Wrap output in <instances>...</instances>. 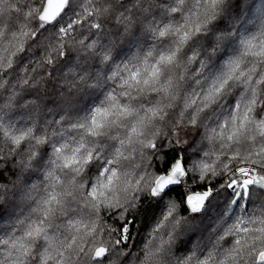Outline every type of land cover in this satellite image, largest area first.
I'll use <instances>...</instances> for the list:
<instances>
[{
    "label": "snow or ice",
    "instance_id": "1",
    "mask_svg": "<svg viewBox=\"0 0 264 264\" xmlns=\"http://www.w3.org/2000/svg\"><path fill=\"white\" fill-rule=\"evenodd\" d=\"M0 264H264V0H0Z\"/></svg>",
    "mask_w": 264,
    "mask_h": 264
},
{
    "label": "trees",
    "instance_id": "2",
    "mask_svg": "<svg viewBox=\"0 0 264 264\" xmlns=\"http://www.w3.org/2000/svg\"><path fill=\"white\" fill-rule=\"evenodd\" d=\"M141 235H142V237H143L144 234L142 233Z\"/></svg>",
    "mask_w": 264,
    "mask_h": 264
}]
</instances>
